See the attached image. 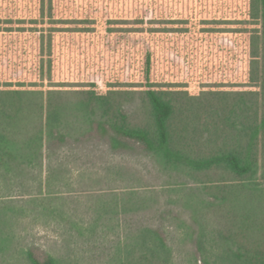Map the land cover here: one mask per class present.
I'll list each match as a JSON object with an SVG mask.
<instances>
[{"label": "trees", "instance_id": "trees-1", "mask_svg": "<svg viewBox=\"0 0 264 264\" xmlns=\"http://www.w3.org/2000/svg\"><path fill=\"white\" fill-rule=\"evenodd\" d=\"M243 1L234 19L153 1L98 17L80 6L86 0H38L35 16L0 18V52L12 53L8 39L18 52L0 65L1 264L14 259L28 220L61 226L70 247L64 256L26 246L19 264H69L82 246L103 258L101 241L122 225L114 264H179L186 242L192 264H264V0ZM101 30L133 41L149 35L141 89L60 76L57 53L90 52ZM193 32L238 38L245 79L196 87L155 79L149 39L166 33L189 43ZM107 152L148 158L174 180L103 188L117 177ZM99 162L95 172L88 166Z\"/></svg>", "mask_w": 264, "mask_h": 264}, {"label": "rangeland", "instance_id": "rangeland-1", "mask_svg": "<svg viewBox=\"0 0 264 264\" xmlns=\"http://www.w3.org/2000/svg\"><path fill=\"white\" fill-rule=\"evenodd\" d=\"M84 6L86 9L95 11L98 17H103L108 12L128 13L129 10L136 6L142 5L146 8L153 1L163 8L176 6L177 9L186 5L191 7L193 16H213L226 17L234 19L241 15L243 0H86ZM82 2V1H81ZM77 4V2H72ZM93 5V6H92ZM38 0H0V18H18L31 17L37 14ZM100 33V34H99ZM98 34L97 36H94ZM93 35L94 46L88 53L82 54L78 50L76 54H64V49L60 51L61 67L58 68L60 76L75 79V82L95 81L101 90L107 88L108 82H121L124 88L141 89V68L143 62V52L145 37L139 36L135 41L130 38H112L104 30ZM105 36V38H102ZM191 36L195 39L189 43L176 40L175 35L159 34L151 37L149 42L152 43L154 57L155 79L167 82H190L191 86L196 87L199 82H234L236 79H245V61L244 48L241 41L234 35L214 34L205 35L200 32H193ZM196 36L200 38L197 39ZM204 39H202V38ZM77 39V38H76ZM7 47H11L12 53L0 52V65L5 68L7 64L12 63L13 58L17 55L15 50L16 44L12 39H8ZM177 45V48L175 46ZM59 47H63V43ZM57 70V73H58ZM193 88V87H192ZM197 88H193L196 91ZM137 105H136V104ZM133 107H130L131 114L139 111L138 101H135ZM98 153V152H97ZM102 156V155H101ZM99 156V157H101ZM113 163L114 175L116 179L104 182L103 188L108 184L114 187H140V188H161L174 179L159 169V166L145 157H135L130 155L110 154L107 152L102 156ZM94 172L99 170L100 162L97 166L88 165ZM101 173H105L100 170ZM115 178V176H114ZM99 186V185H98ZM21 190V189H20ZM19 191H17L18 193ZM21 192V191H20ZM181 208V207H179ZM189 212H185L183 218L189 220ZM150 216V215H149ZM56 225V224H55ZM63 228L60 226H48L43 223L25 221L17 230L19 244L17 253L10 264L17 263L19 252L35 244L39 248L49 252L62 254L68 251V243L63 235ZM114 232V231H113ZM125 229L122 225L120 231L111 233L105 237L103 249L106 256L95 258L87 247L82 246L85 243H79L81 250L76 249L78 260L69 264H114L113 257L117 237L124 234ZM78 244V245H79ZM77 245V246H78ZM180 245V244H178ZM86 246V245H85ZM182 246V245H180ZM72 248H76L73 246ZM78 248V247H77ZM183 256L178 257L179 264H192L190 257V246L183 243ZM110 250L112 253H110ZM97 254V253H96ZM95 255V254H94ZM19 262V261H18ZM1 264V263H0ZM4 264H9L4 262Z\"/></svg>", "mask_w": 264, "mask_h": 264}]
</instances>
